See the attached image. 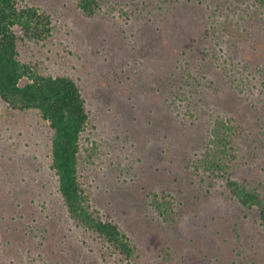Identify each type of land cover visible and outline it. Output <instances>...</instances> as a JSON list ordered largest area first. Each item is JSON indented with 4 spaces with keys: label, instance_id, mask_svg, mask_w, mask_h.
Masks as SVG:
<instances>
[{
    "label": "rangeland",
    "instance_id": "rangeland-1",
    "mask_svg": "<svg viewBox=\"0 0 264 264\" xmlns=\"http://www.w3.org/2000/svg\"><path fill=\"white\" fill-rule=\"evenodd\" d=\"M248 1L245 6H252ZM17 2L39 6L50 15L52 30L46 38H29L16 30L18 58L42 75L70 77L79 86L89 115L81 138L80 185L91 209L118 224L136 246L133 263L264 264V239L251 219L245 224L251 234L246 240L239 241L230 229L228 222L242 212L225 196L224 180L190 175L179 157L182 149L174 156L168 143L169 138L179 140V148H198L209 136L212 118L228 116L237 134L229 175L257 185L264 195V19L259 12L249 7V26L236 30L228 25L233 14L214 17L212 26L224 23L221 35L227 44L221 48L204 42L189 48L195 40L185 37L192 25L177 22L175 28L166 18L174 0H100V8L89 15L78 0ZM130 29L136 36L146 32L137 39L139 52L132 57ZM180 30H185L182 39L177 37ZM152 34L160 39L153 45L145 41ZM166 47L168 56L156 55ZM130 107L144 119L130 123ZM168 110L177 113L170 121L176 129L146 123L145 117L161 120ZM51 137L36 110L13 109L0 98V209L15 202L26 214L36 215L35 224L64 229L71 245L84 254L75 264H132L97 234L65 221L51 167ZM162 190L172 199L165 212L147 202L150 191H157L161 207L167 206ZM10 223L0 220L3 229ZM6 230L0 231V264H22V259L25 264L34 244L22 248L20 242L22 254H16L12 242L19 240L17 233ZM245 252L249 262L241 258ZM53 261L49 259L58 264Z\"/></svg>",
    "mask_w": 264,
    "mask_h": 264
},
{
    "label": "trees",
    "instance_id": "trees-1",
    "mask_svg": "<svg viewBox=\"0 0 264 264\" xmlns=\"http://www.w3.org/2000/svg\"><path fill=\"white\" fill-rule=\"evenodd\" d=\"M174 1L175 4L166 18L168 21H173L172 24L175 28L178 27V25L175 26L177 22L181 26L186 23V27L192 25L190 36L185 37H191L190 42H192V39L195 40V42H192V47L189 48H195L199 43L204 42L211 46L215 43L220 46L227 42L221 35L224 33V23L217 22L215 26H212L215 23L214 17L217 18L219 15H234V20L228 24L234 28L233 30H236V26L239 27V25H243L245 28L249 26L248 22L250 20L246 18L250 12L249 7L254 12H259L261 18L264 19V0H249L248 2H252V6L249 4L245 6V0ZM126 3L128 4V2ZM130 4L133 7L138 6L136 2H130ZM78 7L89 15L96 8H100V0H78ZM132 11L133 9L130 6V13ZM207 20H211V22L209 24L204 22ZM204 24H206L204 26L205 30H210L209 32L203 31L202 26ZM251 29L256 30L252 21ZM16 30H20L29 38H46L52 30L50 15L36 5L27 4L22 6L17 0H0V98L13 109L36 110L41 118L47 122L52 132L51 167L57 177V187L65 210V221H71L82 229L97 234L102 241L112 246L119 255L134 264L136 246L127 234L119 228L118 224L101 218L95 210L91 209L84 190L80 185L78 164L81 152V138L86 129L89 115L79 86L70 77L42 75L29 64L22 62L18 58ZM184 31L180 30L177 37L182 39L181 33L183 34ZM257 31L262 32V28H257ZM140 32L139 36L142 33H146ZM136 35H138L136 31L133 32L130 29V36L134 39H130V57L139 52V46H137L139 40L137 41V39L140 38ZM146 38L145 41L152 45L160 41L154 34ZM196 41H198L197 44ZM204 47L208 48V46ZM165 49V51L156 55L168 56L169 50H167V47ZM174 51V47L170 49V53ZM181 52L185 53V50ZM132 88L133 84H131L130 90ZM176 116L177 113L172 115L168 110L161 120L155 117L148 120L145 117V121L149 124L153 123V126H160L164 130H171L172 128L176 129L171 127L170 123L171 120L176 119ZM142 119L144 118L139 115L138 110L130 107V123L138 122ZM212 119L209 136L202 140L203 142L198 148L186 149L187 147L183 146V148H179L175 142L179 140H169L168 138V143L170 146L172 145L170 149L174 156L182 149L179 152V157L182 160L185 159L186 164L184 166L188 169L190 175L196 176L202 173L209 177H221L224 180L223 191H225V196L237 203L242 212L240 217L238 216L228 222V224H231L230 229L239 241L246 240L248 235H251L247 232L248 226L245 225L249 218L254 226L253 230L258 231L264 239V195L257 185H251L243 179L233 178L229 175L230 167L235 164L233 143L237 135L232 128V119L228 118V116L226 118L215 116ZM181 121L183 120L181 119ZM161 123L163 124L162 126L160 125ZM152 132L157 134L158 131L153 128ZM134 133L135 130L131 126L130 136L132 138H134ZM164 139L167 140L166 136ZM251 147L255 148V145H251ZM186 177L189 178L190 176ZM199 180L204 182L203 177H200ZM162 193H166V195H162L161 201L167 203V206L161 207L157 200L159 196L157 191H150V198H147V202L150 200V205L165 212L170 210L169 205L172 203V199H170V192L168 194L162 190ZM20 206L22 207L18 203L10 202L3 209H0L4 211V213H0V220L11 222L8 224L9 227L5 229L0 225V231L7 232L6 229H12L14 233H17L15 237L19 240L12 242L14 243L16 254L28 242L34 244L35 250L32 248L28 249V253L32 254V258H27L25 264H50L49 259H55L56 261L53 262L58 264H75L79 262L78 256L80 261L83 259V252L76 250L77 248L71 245L68 240L69 236L64 229L58 230V228L53 227L50 230L45 228L42 223L35 224V221L38 222L39 220L35 218L36 215L32 212L26 214ZM34 226L37 228H34ZM43 228L46 229V233L48 232L51 237L43 234L45 232V230L41 231ZM35 237H37V240L34 239ZM9 242L11 243L10 240ZM20 242L22 243L21 249L19 248ZM47 242H50V244L47 245ZM67 243H70V245H66ZM2 252L3 248H0V254ZM20 254H22V250ZM245 254L246 252L243 253L241 258L249 262ZM20 259H22L21 256ZM250 259L251 262L252 257ZM21 263L23 264V259ZM200 264H205V262L200 261Z\"/></svg>",
    "mask_w": 264,
    "mask_h": 264
}]
</instances>
